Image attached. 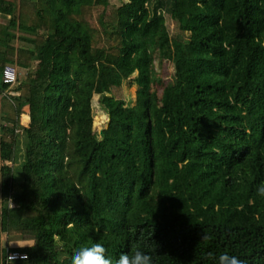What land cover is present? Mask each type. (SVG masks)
I'll return each instance as SVG.
<instances>
[{"label":"trees","instance_id":"1","mask_svg":"<svg viewBox=\"0 0 264 264\" xmlns=\"http://www.w3.org/2000/svg\"><path fill=\"white\" fill-rule=\"evenodd\" d=\"M109 6L0 0V264H71L95 243L113 264L133 246L154 264H264V0Z\"/></svg>","mask_w":264,"mask_h":264},{"label":"rangeland","instance_id":"2","mask_svg":"<svg viewBox=\"0 0 264 264\" xmlns=\"http://www.w3.org/2000/svg\"><path fill=\"white\" fill-rule=\"evenodd\" d=\"M127 0H109V8H118L120 7L123 3H125ZM31 8H27V14H29ZM2 18V16H1ZM0 18V23L1 24H5L8 23V21L10 20V18L5 19V18ZM168 21V28H169V33L172 39H182L181 36L183 38H189V35H183L181 34L177 24L175 22H173L172 19H167ZM156 68H157V73L159 75V77L162 79V81L164 82V84H169L171 85L174 81V68L173 65L168 62L165 61L163 63H160V61H157L156 63ZM126 91L128 93V95H132L134 98L137 95V87H131L130 84L126 86ZM156 90L158 91V94L161 95L162 93V87H156ZM100 95H96L94 98V111H95V119L97 121L96 126H97V130L98 132H101L109 123V117L108 115L103 111V109L100 106ZM26 109L29 110V112L31 113V109H29V107H25L24 108V112H26ZM28 112V115L30 114ZM27 114V112H26ZM22 124L26 127H29L31 122L29 124L23 123V117H22ZM26 147L24 144H22V146L20 147V151H19V161L18 164L16 165V175H17V179L18 182H20V179L22 181V166L23 163L25 161V156H26ZM18 240L16 239L15 236H10L8 237L6 234L3 235L2 237V243H3V249L5 248L6 244H8V248L9 249H13V248H21L19 247L15 242H17ZM11 243V244H10ZM10 246V247H9Z\"/></svg>","mask_w":264,"mask_h":264},{"label":"clouds","instance_id":"3","mask_svg":"<svg viewBox=\"0 0 264 264\" xmlns=\"http://www.w3.org/2000/svg\"><path fill=\"white\" fill-rule=\"evenodd\" d=\"M257 192L259 195L264 196V184L257 189ZM15 243L21 248L25 246L34 248L36 246L35 240L17 241ZM107 252L108 250L103 244L95 243L91 247H83L76 251L72 256L71 264H113ZM14 259V256H9L10 261H14ZM218 259L219 264H246L238 257L229 256L226 253L221 254ZM116 264H154V262L150 253L145 252L139 246H133L129 252L121 253Z\"/></svg>","mask_w":264,"mask_h":264},{"label":"built area","instance_id":"4","mask_svg":"<svg viewBox=\"0 0 264 264\" xmlns=\"http://www.w3.org/2000/svg\"><path fill=\"white\" fill-rule=\"evenodd\" d=\"M17 78H18V74H17V70L14 67L11 66H6L3 70V82L5 84H8L10 86H14L17 83ZM12 255L15 257L14 261L16 260H24L27 259V255L20 253L18 251L9 253L7 256L8 261L9 260V256Z\"/></svg>","mask_w":264,"mask_h":264},{"label":"crops","instance_id":"5","mask_svg":"<svg viewBox=\"0 0 264 264\" xmlns=\"http://www.w3.org/2000/svg\"><path fill=\"white\" fill-rule=\"evenodd\" d=\"M0 18H1V16H0ZM2 19V18H1ZM4 96H5V94H3ZM27 108V107H26ZM25 113V115H23V123H25V119H24V117H29L30 118V121H31V116H30V114L28 115V112H27V114H26V112H24ZM30 123V122H29ZM11 244V243H10ZM7 245V244H6ZM10 247V246H9Z\"/></svg>","mask_w":264,"mask_h":264},{"label":"bare ground","instance_id":"6","mask_svg":"<svg viewBox=\"0 0 264 264\" xmlns=\"http://www.w3.org/2000/svg\"><path fill=\"white\" fill-rule=\"evenodd\" d=\"M26 112H29V110L26 109ZM29 113H30V112H29ZM24 119H25V123H26V124H29V122H32V121H30V118H29V117H24Z\"/></svg>","mask_w":264,"mask_h":264}]
</instances>
